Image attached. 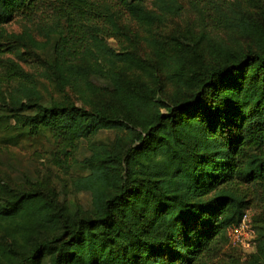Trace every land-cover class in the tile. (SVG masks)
I'll use <instances>...</instances> for the list:
<instances>
[{
    "label": "trees",
    "instance_id": "trees-1",
    "mask_svg": "<svg viewBox=\"0 0 264 264\" xmlns=\"http://www.w3.org/2000/svg\"><path fill=\"white\" fill-rule=\"evenodd\" d=\"M189 1L245 43H170L158 28L182 0H0V139L45 137L89 196L61 200L0 171V264H215L251 206L250 263L264 264V8ZM18 14L32 25L8 31ZM225 255L217 264L240 262Z\"/></svg>",
    "mask_w": 264,
    "mask_h": 264
},
{
    "label": "rangeland",
    "instance_id": "rangeland-1",
    "mask_svg": "<svg viewBox=\"0 0 264 264\" xmlns=\"http://www.w3.org/2000/svg\"><path fill=\"white\" fill-rule=\"evenodd\" d=\"M184 8L181 14L168 15L167 20L159 25L158 33L167 35V40L170 43L181 42L186 43L192 38H198L202 40V46L207 47L211 41L224 42L226 44L237 45L245 43V37L241 34L233 31H229L226 28L220 27L214 24L212 17L209 15L217 14L211 7L203 6V2H200L201 9L190 3L189 0H182ZM264 8V0H259L257 7L249 6L247 12L255 13L261 11ZM214 14L212 16H214ZM32 25L27 22L22 14L15 15L9 22L5 23V28L10 32L20 33L23 31L24 24ZM36 37L40 40L44 39L42 35L36 33ZM108 42L111 45H116L114 39L110 38ZM141 52L145 54L148 51L142 42ZM190 55L188 60V75L187 80L195 81L197 74L194 67L197 65L199 58ZM163 77V75H162ZM125 82L129 86H135L138 84V80L135 76L127 75ZM143 100V98H142ZM141 102L144 103V100ZM115 135L112 131H105L97 136V138H112ZM87 144L83 143L78 158H82L83 155L88 153ZM50 149L51 144L45 138H38L33 141L23 140L18 144H12L0 139V171L4 178L13 184L23 185L24 187L36 186L48 189L51 192H55L61 200L71 201L79 200L83 205L89 204V196L86 193H80L79 196L71 190L70 176L50 162ZM259 209L255 207H249L246 209L248 218L254 225V216L258 214ZM255 228V227H254ZM256 231V229H255ZM227 242L221 250L219 257L216 259L215 264L222 259L226 258V252L234 249L236 253L240 254V262L238 264H251V254L256 250L254 248L244 249L243 247L236 245L230 239L228 231L226 229ZM257 231L255 235V243ZM214 264V263H213Z\"/></svg>",
    "mask_w": 264,
    "mask_h": 264
},
{
    "label": "built area",
    "instance_id": "built-area-1",
    "mask_svg": "<svg viewBox=\"0 0 264 264\" xmlns=\"http://www.w3.org/2000/svg\"><path fill=\"white\" fill-rule=\"evenodd\" d=\"M228 235L234 244L243 247L244 249L254 248L256 231L252 221L245 213L238 223H234L227 227Z\"/></svg>",
    "mask_w": 264,
    "mask_h": 264
}]
</instances>
